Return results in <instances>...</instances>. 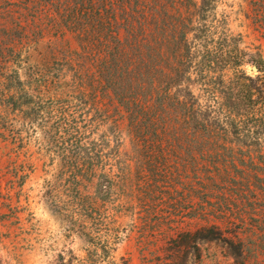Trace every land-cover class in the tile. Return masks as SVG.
Listing matches in <instances>:
<instances>
[{"label": "rangeland", "instance_id": "1", "mask_svg": "<svg viewBox=\"0 0 264 264\" xmlns=\"http://www.w3.org/2000/svg\"><path fill=\"white\" fill-rule=\"evenodd\" d=\"M211 1L206 23L239 38L240 70L264 78V0ZM46 20L32 0H0V264H171L178 247L184 264H264L252 173L261 177L264 146L205 159L182 136L170 153L148 152L112 96L89 88L88 48ZM184 87L168 89L173 134L186 129ZM192 90L203 107L219 101L210 85ZM205 228L219 236H180Z\"/></svg>", "mask_w": 264, "mask_h": 264}, {"label": "trees", "instance_id": "2", "mask_svg": "<svg viewBox=\"0 0 264 264\" xmlns=\"http://www.w3.org/2000/svg\"><path fill=\"white\" fill-rule=\"evenodd\" d=\"M32 4L45 13L47 25L64 28L88 48L93 58L89 88L96 86L112 96L127 135L146 143L148 152L170 153L182 136L187 140L185 152L205 159L223 152L250 158V149L264 146V78L240 70L239 38L206 23L213 1L201 0L199 6L193 0H32ZM93 29L100 34L98 42L90 41ZM230 53L231 61L226 59ZM255 66L262 72L261 59ZM227 69L232 76L225 81ZM181 84L187 100L175 103L182 106L186 129L173 134L167 125L168 89ZM200 84L211 86L212 97L218 95L215 105L197 102L192 89ZM163 143L170 149H163ZM259 168L261 177L252 173L255 180H262L257 186L264 192V165ZM255 200L264 205V193ZM180 236L210 240L219 233L205 228ZM179 253V247L172 250L171 264H184Z\"/></svg>", "mask_w": 264, "mask_h": 264}, {"label": "water", "instance_id": "3", "mask_svg": "<svg viewBox=\"0 0 264 264\" xmlns=\"http://www.w3.org/2000/svg\"><path fill=\"white\" fill-rule=\"evenodd\" d=\"M251 70H252L254 73H257V69H256V67L253 66V67L251 68Z\"/></svg>", "mask_w": 264, "mask_h": 264}]
</instances>
